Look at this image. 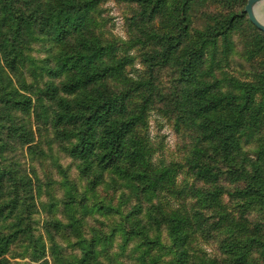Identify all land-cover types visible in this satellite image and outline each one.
I'll return each instance as SVG.
<instances>
[{
	"label": "trees",
	"instance_id": "trees-1",
	"mask_svg": "<svg viewBox=\"0 0 264 264\" xmlns=\"http://www.w3.org/2000/svg\"><path fill=\"white\" fill-rule=\"evenodd\" d=\"M109 1L128 8L125 39L104 30ZM246 3L0 0V264L15 244L33 264H124L108 253L115 237L122 252L132 245L131 264H264V33ZM235 34L249 79L223 70ZM152 113L181 138L180 161L155 160ZM53 143L82 193L59 165L62 197L49 176L43 190L32 164L53 157ZM16 146L33 162L26 173L4 156ZM36 203L47 215L39 236ZM94 214L114 219L108 234H85ZM57 238L78 255L63 256Z\"/></svg>",
	"mask_w": 264,
	"mask_h": 264
},
{
	"label": "rangeland",
	"instance_id": "rangeland-1",
	"mask_svg": "<svg viewBox=\"0 0 264 264\" xmlns=\"http://www.w3.org/2000/svg\"><path fill=\"white\" fill-rule=\"evenodd\" d=\"M102 18L105 20V32L110 33L111 35L125 39V18L128 14V8L123 5L116 3L114 1H109L105 3L102 7ZM264 1L256 4L253 7V13L255 15V18L259 23H261L264 26ZM237 34L233 35V40L235 42V54L232 56L230 61V67L224 68V72L228 73L229 75L233 76L236 79L239 80H245L249 79V75L253 71V67L251 64H249L242 53L243 44L242 41L238 38ZM41 44L37 43L32 46L33 48V56L37 58L38 60L45 58V49L40 48ZM138 68V66H137ZM218 75V73H217ZM148 135L149 140L151 144H153L155 147H160L161 149L158 150L155 154V160L163 161L165 163L171 162V161H180L182 159V150H181V138L175 133L172 124L168 121L158 117L156 114L152 113L149 117V124H148ZM43 140L44 143L50 142L52 140V135L48 133H42L41 137L38 138V141ZM42 143V141H41ZM43 149H46L47 146L42 144ZM53 149V157L47 158L43 164L36 163V162H30L28 158H26V149L22 148L20 146H16L15 150L8 151L4 154V156L10 160H17V162L22 166V172L26 173L28 170L29 165H34L38 177L42 181L43 190H46V185L48 176L51 179V182H53L52 187L54 190V195L57 198H61L63 195V190L59 186V182L61 180V175L57 171V165L61 167L62 170H64L69 179L74 182V184L77 187L78 192L82 193L85 187V181L79 177L78 171L75 167V164L72 160H70L68 157H66L62 153H58V147L55 143L51 145ZM253 149V147L250 148V151ZM247 150V148H246ZM249 150V148H248ZM249 151V152H250ZM56 163V164H55ZM182 177L178 178V183H181ZM228 185V183H226ZM98 196L101 200L109 201L112 199V190H109L107 188H99L97 190ZM116 198V197H115ZM40 201L42 203H47L48 199L45 193H43L40 197ZM117 202L114 201V204ZM35 209L32 213V223L33 227L35 229L34 234L39 236L43 233L42 231V222L47 218L46 213L40 208L39 203H36ZM99 220V222H96V220ZM114 222V219L112 217H109L108 219L102 218L97 214L94 215H88L85 217V234H87V228L88 230L90 228H94L97 230H101L105 234H108L110 226H112ZM87 237V235H86ZM46 248L48 250L49 243L46 241L44 237ZM58 241V248L61 251L62 255L65 257L68 256H75L78 255L77 250V243L74 240H70V242H63L57 238ZM120 244L121 240L120 238H114L112 241V246L108 249V253L110 256H117L116 259L120 260V262L124 261V264H131V249L132 245L128 246L124 252L123 250H120ZM207 252L209 253H215V245L206 247ZM28 254L25 252V247L21 246L19 244H15L10 248L9 254L5 256L7 260H9V264H33L29 262L27 259ZM114 258V257H113ZM50 264L51 260H49ZM105 264H107L104 261Z\"/></svg>",
	"mask_w": 264,
	"mask_h": 264
},
{
	"label": "water",
	"instance_id": "water-1",
	"mask_svg": "<svg viewBox=\"0 0 264 264\" xmlns=\"http://www.w3.org/2000/svg\"><path fill=\"white\" fill-rule=\"evenodd\" d=\"M264 0H247L244 12L247 15L249 22L260 32L264 33V26L257 21L253 13V7Z\"/></svg>",
	"mask_w": 264,
	"mask_h": 264
},
{
	"label": "crops",
	"instance_id": "crops-1",
	"mask_svg": "<svg viewBox=\"0 0 264 264\" xmlns=\"http://www.w3.org/2000/svg\"><path fill=\"white\" fill-rule=\"evenodd\" d=\"M262 14H264V12Z\"/></svg>",
	"mask_w": 264,
	"mask_h": 264
}]
</instances>
